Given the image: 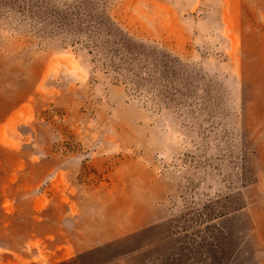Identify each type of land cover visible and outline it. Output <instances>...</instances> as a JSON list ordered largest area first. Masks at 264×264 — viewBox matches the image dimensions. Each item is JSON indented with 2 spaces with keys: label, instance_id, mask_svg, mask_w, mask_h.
<instances>
[{
  "label": "rangeland",
  "instance_id": "rangeland-1",
  "mask_svg": "<svg viewBox=\"0 0 264 264\" xmlns=\"http://www.w3.org/2000/svg\"><path fill=\"white\" fill-rule=\"evenodd\" d=\"M0 264H264V0H0Z\"/></svg>",
  "mask_w": 264,
  "mask_h": 264
},
{
  "label": "crops",
  "instance_id": "crops-1",
  "mask_svg": "<svg viewBox=\"0 0 264 264\" xmlns=\"http://www.w3.org/2000/svg\"><path fill=\"white\" fill-rule=\"evenodd\" d=\"M119 169L120 171L131 174V176H133L135 179L142 180V183L140 181L137 182L138 186L134 188L133 194L136 193L138 194L142 192V194L149 195L151 199L156 200V202H153L152 200L150 201L149 199L144 200V198L142 200V198L139 197L128 198L127 200L129 204L131 205L133 204V206L130 207L126 215L124 213L120 214L121 224H119L116 227L115 231L120 236H122L133 233L136 230L141 229L143 227L165 226L167 224V213L165 209L163 210V212H161V210L158 209V203L156 197L157 185L152 179L151 180L141 179L144 176L146 177V174L150 175L151 171H148V168L144 164L134 163L132 161L129 164L122 165ZM146 169L147 171H143V172H147L146 174H143L142 171H138V170H146ZM147 202H149L150 206L147 204Z\"/></svg>",
  "mask_w": 264,
  "mask_h": 264
}]
</instances>
